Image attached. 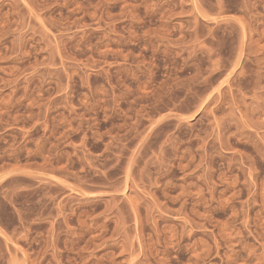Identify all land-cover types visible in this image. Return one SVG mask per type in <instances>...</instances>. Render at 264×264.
Instances as JSON below:
<instances>
[{
    "label": "rangeland",
    "instance_id": "obj_1",
    "mask_svg": "<svg viewBox=\"0 0 264 264\" xmlns=\"http://www.w3.org/2000/svg\"><path fill=\"white\" fill-rule=\"evenodd\" d=\"M0 264H264V0H0Z\"/></svg>",
    "mask_w": 264,
    "mask_h": 264
}]
</instances>
